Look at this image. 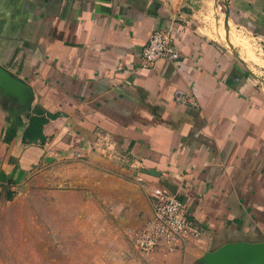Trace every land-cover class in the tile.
Wrapping results in <instances>:
<instances>
[{
  "label": "crops",
  "instance_id": "obj_1",
  "mask_svg": "<svg viewBox=\"0 0 264 264\" xmlns=\"http://www.w3.org/2000/svg\"><path fill=\"white\" fill-rule=\"evenodd\" d=\"M196 4L188 15L186 0H0V67L34 96L29 116L0 107L4 200L42 164L73 161L93 171L108 224L91 230L112 235L114 264H195L264 241V0ZM153 31L179 59L141 66ZM36 110L43 142L29 133ZM156 189L202 231L184 254L145 256L128 237L151 219Z\"/></svg>",
  "mask_w": 264,
  "mask_h": 264
},
{
  "label": "rangeland",
  "instance_id": "obj_2",
  "mask_svg": "<svg viewBox=\"0 0 264 264\" xmlns=\"http://www.w3.org/2000/svg\"><path fill=\"white\" fill-rule=\"evenodd\" d=\"M42 165L15 200L0 188V264H114L105 248L112 235L91 230L108 224L93 171L73 161Z\"/></svg>",
  "mask_w": 264,
  "mask_h": 264
},
{
  "label": "built area",
  "instance_id": "obj_3",
  "mask_svg": "<svg viewBox=\"0 0 264 264\" xmlns=\"http://www.w3.org/2000/svg\"><path fill=\"white\" fill-rule=\"evenodd\" d=\"M179 57V48L170 34L153 31L142 49L140 64L148 67L158 60L175 61ZM175 100L181 105L196 108L193 99L186 94L179 93ZM150 198L151 219L128 234L133 247L145 256L154 253L184 254L191 242L201 239V229L188 218L186 207L177 195L156 189Z\"/></svg>",
  "mask_w": 264,
  "mask_h": 264
},
{
  "label": "water",
  "instance_id": "obj_4",
  "mask_svg": "<svg viewBox=\"0 0 264 264\" xmlns=\"http://www.w3.org/2000/svg\"><path fill=\"white\" fill-rule=\"evenodd\" d=\"M199 0H186V5L181 11L191 15V8H197ZM225 19L224 27L228 33V4L224 2ZM33 91L24 82L16 79L5 69L0 67V107L15 109L16 115H27L31 112ZM49 162V158L46 159ZM154 172V171H153ZM151 174V173H150ZM195 264H264V241L261 242H229L219 248L204 253Z\"/></svg>",
  "mask_w": 264,
  "mask_h": 264
},
{
  "label": "trees",
  "instance_id": "obj_5",
  "mask_svg": "<svg viewBox=\"0 0 264 264\" xmlns=\"http://www.w3.org/2000/svg\"><path fill=\"white\" fill-rule=\"evenodd\" d=\"M46 122V119L42 117V113L38 110L34 111V115L30 116L28 120L29 133L35 135L41 142L44 141L42 127Z\"/></svg>",
  "mask_w": 264,
  "mask_h": 264
}]
</instances>
